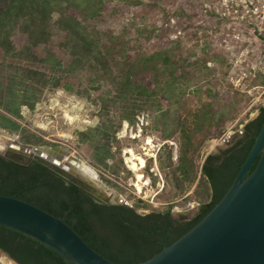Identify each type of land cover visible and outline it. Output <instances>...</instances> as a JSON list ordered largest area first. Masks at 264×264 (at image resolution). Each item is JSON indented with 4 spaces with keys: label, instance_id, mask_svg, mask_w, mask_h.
I'll list each match as a JSON object with an SVG mask.
<instances>
[{
    "label": "trees",
    "instance_id": "1",
    "mask_svg": "<svg viewBox=\"0 0 264 264\" xmlns=\"http://www.w3.org/2000/svg\"><path fill=\"white\" fill-rule=\"evenodd\" d=\"M106 1L109 0H0V77L5 76V82L0 80V107L7 113L17 114L20 104L32 107L37 99L36 91H41L48 83L53 89L71 90L63 74L78 69L88 71L94 89L103 85L110 88L104 91L105 95L100 96L101 101L109 97L112 102L120 104L117 121L109 119L107 123L78 131L81 142L87 141L92 132L106 139L105 143L95 145L98 157L91 160V164L110 169L106 161L113 153L108 140L114 138V131L123 121L133 123L135 115L143 106L151 107L157 102L154 104L157 107L159 99L171 102L181 95L182 77L192 63L187 62L185 65V60L180 63L174 61V56L165 48L155 49L148 54L139 52L134 57L122 55L121 59L114 58L109 47L100 45L99 32L89 30L76 16L77 12L83 20L94 19L99 16ZM131 3L140 4L141 1L132 0ZM54 13L56 19L52 18ZM54 29L63 32L58 43L63 57H59L49 45ZM18 33L24 36L19 48L14 44V36ZM259 37L264 41L263 36ZM35 49H39L38 54ZM7 57L21 59L28 65L19 67L5 63ZM177 69H181V74L176 75ZM144 71L152 75V80H138L137 75ZM260 81L264 85L263 77ZM22 84H27L25 87L28 89L31 84L32 92L26 89V93H18L16 86ZM184 85L186 87L188 82H184ZM208 95L209 101L203 103L190 119L180 118L176 121L181 138L177 163H172L171 150H167L163 158H158L159 168L166 169L163 172L165 182L172 184L174 195L177 196H181L187 189L186 185L194 179L198 145L214 134V126L223 122V118L215 117L216 111L220 116L223 111L216 104L217 95L211 91H208ZM263 119L264 106H261L258 115L244 125L243 135L222 152V159L212 154L204 159L199 170L202 188L198 195L199 203L189 219L179 220L174 216L172 204H168L164 210L138 213L135 204L126 207L96 200L34 160L22 165L1 155L0 194L15 195L62 219L92 249L112 262H141L187 232L220 200L248 154ZM0 122L7 123L11 129L17 127L6 114H0ZM169 139L168 136L164 138L162 150L169 149ZM39 140L41 138L27 135L24 138L26 143L43 144ZM258 158L259 155L248 168L247 174L254 168ZM144 168L148 169L149 166L145 164ZM110 173L114 175L117 172L111 170ZM152 178L154 182L156 177ZM144 205L141 202L138 207ZM0 249L19 264H71L33 238L4 226H0Z\"/></svg>",
    "mask_w": 264,
    "mask_h": 264
},
{
    "label": "rangeland",
    "instance_id": "2",
    "mask_svg": "<svg viewBox=\"0 0 264 264\" xmlns=\"http://www.w3.org/2000/svg\"><path fill=\"white\" fill-rule=\"evenodd\" d=\"M131 1H106L99 16L94 19L83 20L77 12L76 16L89 30L99 32L100 45L109 47L112 56L117 60L121 59L122 55L134 57L139 52L148 54L155 49L165 48L174 56V61L180 63L185 60V65L187 62L192 65L186 69L184 78L182 77L183 93L173 99L174 101L169 102L161 98L157 107L154 105L157 102L151 107L143 106L135 115L133 123L121 122L114 131V138L110 137L108 140L113 155L106 162L107 168H111L104 169L91 164V160L98 157L95 145L99 142L105 143L106 139L92 132L87 141L81 142L78 135V131L107 123L109 119L117 121L116 115L120 111V104L112 102L109 97H106L107 101H101L100 96L105 95L104 91L110 88L103 85L94 89L88 71L78 69L63 74L71 90L53 89L48 83L41 91H36L37 99L33 106L20 104L17 114L7 113L0 107V114L9 116L17 126L11 129L7 123L0 122V134H6L22 144L61 146L92 168L97 179L111 193L130 206L137 205L136 212L164 210L168 204H172V214L177 216L176 208H193L196 211L198 207V195L202 189L199 170L204 159L211 154H220L227 147L224 139L254 119L260 107L264 106V85L260 81L261 77L264 78V41L253 37L245 40L242 46L240 41H223L224 35L217 34V21L205 9L208 0H140V4H132ZM56 17L54 13L52 18ZM200 21L203 23H198ZM177 31L179 33L175 38L172 34ZM62 35V31L54 29L49 44L59 57L64 56L58 49ZM23 37L19 33L14 36L17 48L23 43ZM229 44L239 47L235 52H228ZM35 51L38 54L39 49ZM67 59L65 58V61H68ZM4 62L19 67L28 65L15 57H7ZM179 74L181 69L176 70V75ZM137 76L142 82L153 78L147 71ZM4 78L2 75L0 80L5 82ZM159 78L162 79V75ZM184 82H188L186 87ZM26 85H17L16 91L26 93L27 89V92H32V85L30 84V89L26 88ZM208 91L217 95L216 104L223 111L221 116L217 115L219 112L216 111L215 117L223 118V122L214 126V134L198 145L194 179L186 185L187 189L182 195L177 196L174 195L172 184L165 182L163 172H166V169L159 168L158 158H163L164 153L171 150L172 163H177L181 138L176 121L180 118L190 119L203 103L209 101ZM54 101L56 105H53ZM72 105L80 107L79 119L70 122L64 117L63 110ZM25 135L39 137L43 144L26 143ZM166 136L170 138L167 140L169 149L162 150ZM147 137L152 140L151 147L145 144ZM138 156L144 159V166L148 165V169L138 164ZM127 157L131 160L133 168L126 165ZM111 170L117 173L112 175ZM151 175L156 177L154 182ZM137 176L140 178L141 192H138L136 186ZM141 202L145 205L138 207Z\"/></svg>",
    "mask_w": 264,
    "mask_h": 264
},
{
    "label": "water",
    "instance_id": "3",
    "mask_svg": "<svg viewBox=\"0 0 264 264\" xmlns=\"http://www.w3.org/2000/svg\"><path fill=\"white\" fill-rule=\"evenodd\" d=\"M242 130L229 134L225 144ZM4 136L9 140L7 148L0 151L4 158L22 165L34 160L96 200L131 207L99 179L84 174L79 169L82 161L67 149L22 144ZM258 155L254 168L247 174ZM175 211L179 220L189 219L195 213L193 208ZM0 226L33 238L71 264H130L108 260L65 221L15 195L0 194ZM0 254L19 264L6 251L0 249ZM131 264H264V119L231 185L209 212L150 258Z\"/></svg>",
    "mask_w": 264,
    "mask_h": 264
},
{
    "label": "built area",
    "instance_id": "4",
    "mask_svg": "<svg viewBox=\"0 0 264 264\" xmlns=\"http://www.w3.org/2000/svg\"><path fill=\"white\" fill-rule=\"evenodd\" d=\"M206 4V11L217 21V34L224 35L223 41H240L242 46L247 39L264 37V0H208ZM178 33L172 35L176 38ZM237 47L229 44L228 52H235Z\"/></svg>",
    "mask_w": 264,
    "mask_h": 264
},
{
    "label": "bare ground",
    "instance_id": "5",
    "mask_svg": "<svg viewBox=\"0 0 264 264\" xmlns=\"http://www.w3.org/2000/svg\"><path fill=\"white\" fill-rule=\"evenodd\" d=\"M56 104L57 103L54 101L53 105H56ZM79 110H80V107L77 106V105H72L69 108H64V110H63L64 111V117L67 118L70 122H72L73 120H78L79 119ZM123 127L125 128L126 124H124ZM8 144H9V140H7V137H5L4 135L0 134V151L5 150L7 148V146H8ZM145 144L147 146H149V147L152 146V140H151L150 137L146 138V143ZM66 158H67V156L65 155V159ZM137 159H138V164L140 166H144V159L142 157H140V156H138ZM125 161H126V165L129 168H133V164L131 163V160L129 159V157H127L125 159ZM79 169L82 170V172L84 174L89 175L92 178H97V176H96L95 172L93 171V169L90 168L89 166H87L86 164H84V162H81ZM139 182H140V178H139V176H137L136 186H137L138 192H141V186L139 185ZM7 259L3 255L0 254V262L2 264H16L12 260H10V259L7 260Z\"/></svg>",
    "mask_w": 264,
    "mask_h": 264
},
{
    "label": "flooded vegetation",
    "instance_id": "6",
    "mask_svg": "<svg viewBox=\"0 0 264 264\" xmlns=\"http://www.w3.org/2000/svg\"><path fill=\"white\" fill-rule=\"evenodd\" d=\"M243 130L240 132V134L237 136V138H235V139H233V140H230L229 142H228V144H226L227 145V147L226 148H229V147H231L236 141H237V139H239L242 135H243V132H244V126H243V128H242ZM225 150V149H224ZM224 150H222L221 152H220V154H218L219 155V157H220V159H222L223 158V151ZM229 153V152H228ZM220 161H218L217 163H219Z\"/></svg>",
    "mask_w": 264,
    "mask_h": 264
}]
</instances>
